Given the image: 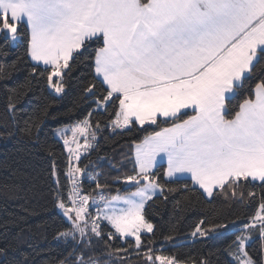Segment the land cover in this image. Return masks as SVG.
Returning a JSON list of instances; mask_svg holds the SVG:
<instances>
[{
	"label": "snow or ice",
	"instance_id": "6c2138e0",
	"mask_svg": "<svg viewBox=\"0 0 264 264\" xmlns=\"http://www.w3.org/2000/svg\"><path fill=\"white\" fill-rule=\"evenodd\" d=\"M18 26L30 29L29 55L45 66L41 75L47 74L56 93L64 91L65 69L74 53L95 47L94 80L107 86L97 106L118 108L114 127L157 125L171 118V127L135 145L137 171L126 181L134 182L136 191L110 199L99 195L105 200L103 220L120 237H134L136 248L140 232L153 229L142 209L157 190L163 192L153 169L165 162L168 179L185 183L190 178L208 197L214 190L235 195L242 182L259 181L264 187V79L255 83L254 98H244L234 113L226 106L264 61V0H0L4 39L17 41ZM96 83L85 89L93 97ZM182 109H191V114L178 115ZM91 127L85 119L72 129L76 148L78 133L88 146ZM25 131L31 133L30 128ZM91 136L95 138L94 131ZM72 183L68 203L58 195V207L81 238L89 231L100 236L101 213L94 219L86 216L89 196L81 194L75 179ZM245 227L264 235V202ZM197 233L203 236L206 230L197 227L193 235ZM59 235L75 239V231ZM247 239L243 232L237 237L240 264H255L244 251ZM144 255L148 264H180L171 256Z\"/></svg>",
	"mask_w": 264,
	"mask_h": 264
},
{
	"label": "trees",
	"instance_id": "16d2710c",
	"mask_svg": "<svg viewBox=\"0 0 264 264\" xmlns=\"http://www.w3.org/2000/svg\"><path fill=\"white\" fill-rule=\"evenodd\" d=\"M17 33L16 45L0 33V249L4 250L0 264H81V257L86 264H148L144 254L149 251L154 257H174L180 264H236L232 257L238 254L237 237L242 232L252 238L246 247L248 255L255 264H264V235L258 228L243 229L264 202L260 182H242L235 195L216 190L209 198L190 178L185 183L167 180L165 165L155 171L163 192L149 201L143 214L153 231L141 236L139 249L134 240L123 241L103 220L97 221L100 236L89 231L81 238L76 231L75 239L61 237V232L74 231L57 210L58 195L68 203L73 187L69 173L76 166L85 171L79 188L92 199L135 191L136 185L126 183V177L137 171L135 145L172 126V120L112 132L110 124L118 108L97 106L106 86L94 80L95 47L74 53L65 69V91L57 96L49 88L47 74L41 75L43 67L30 59L29 30L18 26ZM262 79L264 61L226 106L234 113L244 98H254V85ZM92 83H96V97L85 91ZM85 119L92 126L87 135L92 144L70 168L69 153L55 130ZM29 128L30 134L25 131ZM88 205L95 216V209ZM220 224L226 227H214ZM197 227L213 234L191 237Z\"/></svg>",
	"mask_w": 264,
	"mask_h": 264
},
{
	"label": "rangeland",
	"instance_id": "374dc122",
	"mask_svg": "<svg viewBox=\"0 0 264 264\" xmlns=\"http://www.w3.org/2000/svg\"><path fill=\"white\" fill-rule=\"evenodd\" d=\"M12 43L14 44V45H16V41H12ZM82 50V49H81ZM80 50V51H81ZM54 80H56L57 78H53ZM49 88H50V90L51 91H53V92H55L54 91V89H52L50 86H49ZM64 91H65V89H64ZM64 91L62 92V93H56L55 92V94L57 95V96H60V95H62L63 93H64ZM77 124H75V125H67V126H62V127H59V128H57L56 130H55V136H56V138L58 139V140H60L62 143H63V145H64V147H65V149H66V151L69 153V156H70V159H71V163H70V168H73V163H75V161H78L77 159H76V156L77 155H79V158L82 156V153L86 150V147L87 146H84V144L83 143H81L80 144V141H81V139H82V137H75V139L77 138V142L80 144V147L79 148H76V145L75 144H73V136H72V129L73 128H75V126H76ZM111 127H112V132H114V131H116V130H119V128L118 127H114V125L112 124V122H111ZM147 125V124H146ZM145 126V125H144ZM151 126H155V125H151ZM129 127H131V125H129ZM129 127H127V128H129ZM127 128H124V129H127ZM120 130H122V129H120ZM63 132V136L61 135V133ZM88 135V134H87ZM84 137V136H83ZM65 139H68V141H69V144L68 145H65V143H64V140ZM80 139V140H79ZM73 145V146H72ZM69 147H72L73 149H74V152H72V153H70L69 151H68V148ZM158 160H159V157L157 158ZM165 164H166V162H165ZM77 168V166L75 167V169ZM75 169H74V179L75 178H79L80 177V175L82 174V173H75ZM157 169H153V171L155 172ZM83 171V170H82ZM166 171H167V167H166ZM166 171H165V178L167 179V180H170V179H168L167 178V176H166ZM185 175H188V174H185ZM257 182H259V181H257ZM126 183L127 184H129V185H135L134 184V182H127L126 181ZM145 183L144 181H141V185L140 186H143V184ZM158 183V182H157ZM195 185V184H194ZM196 187H198L199 188V186L198 185H195ZM79 187H80V184H79ZM202 191H203V189H201ZM80 191H81V188H80ZM136 191V190H135ZM214 191H216V190H214ZM134 192V191H133ZM204 192V191H203ZM82 193V192H81ZM214 193V192H213ZM162 193L159 191V190H157V193L152 197V199L153 198H155V197H157V196H159V195H161ZM126 195H129V194H126ZM126 195H121V196H126ZM205 195L207 196V194L205 193ZM208 197V196H207ZM106 199H108V197L106 196L105 197ZM209 198H211V197H209ZM110 199V198H109ZM152 199H150V200H152ZM150 200H147L146 202H145V204H144V207H143V209H142V215L144 214V210H145V208H146V206H147V204L149 203V201ZM89 203H91V205H92V207L95 209V214L97 213V212H100L101 213V220H103V212L105 211V200H101L100 198H94V199H92V198H89ZM88 203V204H89ZM116 207H124V205H122V204H116L115 205ZM88 209V212H87V214H86V216H88V217H91V218H95V216H93L91 213H90V211H89V208H87ZM57 210H58V212L60 213V214H62V215H64L63 214V211L58 207V205H57ZM65 216V215H64ZM144 216V215H143ZM65 218L67 219V217L65 216ZM145 219V218H144ZM146 220V219H145ZM67 221H69L68 219H67ZM103 221H105V222H107L108 224H110L108 221H106V220H103ZM70 223H71V221H69ZM147 222V221H146ZM252 222V218H250V219H248V222H247V224L246 225H248V224H250ZM71 225H72V223H71ZM111 225V224H110ZM73 226V225H72ZM114 229V228H113ZM243 229H245V230H248L249 228H246L245 226L243 227ZM115 230V229H114ZM74 231H75V234H76V230L74 229ZM152 231H153V229H152ZM152 231L151 232H147L146 230H142L141 232H140V237L143 235V234H150V233H152ZM202 231H204V230H202ZM206 231H209V233L207 234H205V235H200V233H197L196 235H193L192 234V236L191 237H198V238H206L207 236H210V235H212L213 233H210V231H212V230H206ZM77 233H79L78 231H77ZM117 235L119 236V234L117 233ZM248 236V235H247ZM120 237V236H119ZM123 241H125L126 239H131V240H134L135 241V239H134V237H120ZM142 241V240H141ZM252 241V238L250 237V236H248V239L246 240V243H245V245H244V251H246V247H247V245L250 243ZM140 247H141V244H140ZM139 247V248H140ZM139 248H137V249H139ZM247 252V251H246ZM249 256V255H248ZM241 258H243V252L242 251H238V254L237 255H235V256H233L232 257V260H233V262H235L236 264H240V259Z\"/></svg>",
	"mask_w": 264,
	"mask_h": 264
},
{
	"label": "crops",
	"instance_id": "0c3cea01",
	"mask_svg": "<svg viewBox=\"0 0 264 264\" xmlns=\"http://www.w3.org/2000/svg\"><path fill=\"white\" fill-rule=\"evenodd\" d=\"M29 30V33H30V29H28ZM30 56V55H29ZM30 59H31V56H30ZM31 61L34 63V64H36V65H38V66H41V67H45L43 64H37V62L36 61H33L32 59H31ZM256 62L254 61V64H255ZM106 86V85H105ZM107 87V86H106ZM226 95H231V94H226ZM101 108V107H100ZM191 109H182L181 110V113L180 114H178V115H182L183 113H185V112H187V113H190L191 114ZM168 120H171V118H169ZM171 127V126H170ZM120 129H124V128H119V130ZM77 137H82V139H81V141H80V144L81 143H83L84 144V140H85V138L83 139V135H80L79 133L77 134ZM85 137V136H84ZM87 139H88V136H87ZM76 140H77V138H76ZM80 140V139H79ZM141 143V142H140ZM92 144V140H89L88 139V147L90 146ZM73 146V145H72ZM85 146V145H84ZM134 160H135V147H134ZM164 165H165V167H166V164L164 163ZM73 174H74V172H72ZM72 177L74 178V175H72ZM200 189V188H199Z\"/></svg>",
	"mask_w": 264,
	"mask_h": 264
},
{
	"label": "water",
	"instance_id": "95a60500",
	"mask_svg": "<svg viewBox=\"0 0 264 264\" xmlns=\"http://www.w3.org/2000/svg\"><path fill=\"white\" fill-rule=\"evenodd\" d=\"M98 130H99V128H98ZM84 175H85V171L83 170V171H82V174H81L80 177H79V179H80L81 181L83 180Z\"/></svg>",
	"mask_w": 264,
	"mask_h": 264
}]
</instances>
